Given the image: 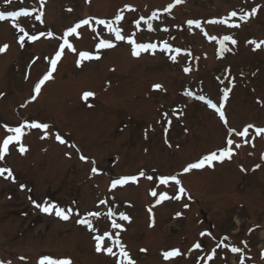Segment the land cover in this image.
<instances>
[{
  "label": "rangeland",
  "instance_id": "rangeland-1",
  "mask_svg": "<svg viewBox=\"0 0 264 264\" xmlns=\"http://www.w3.org/2000/svg\"><path fill=\"white\" fill-rule=\"evenodd\" d=\"M173 2L46 0L43 22L35 20V13L0 21V46H9L0 53V142L10 134L4 125L50 126L47 138H41V129L25 128L22 143L27 151L21 154L14 142L0 161V167L10 168L15 177H0V261L4 264H38L42 255L69 258L72 264H116L119 248L113 239L118 230L111 227L113 220L122 224L120 240L136 264H241V257L243 264H264V135L253 140L252 129L248 137L233 134L240 147L232 145L231 159L213 161L212 166L190 173L182 171L188 163L227 146L228 128L264 127V44L254 50L255 45L247 43L264 41V0H184L171 14L164 13ZM125 5L135 11L125 10L114 26L126 38L132 35L137 43L157 47L133 56L127 39L116 41L105 25L93 20L91 26L77 30L79 37H68L76 52L65 49L53 78L32 100L35 84L50 70L45 57L52 58L62 41L26 38L21 47L22 33L13 25L19 24L30 35L51 30L61 37L76 19L113 20ZM257 6L256 15L246 22L238 17L229 21L239 23V28L208 23L233 10L250 12ZM20 8L38 9L39 0H11L7 5L0 0V11ZM157 10L159 18L151 20L149 30L146 20ZM141 16L146 20L137 29L134 21ZM190 19L200 20L201 27H189ZM226 35L237 44L225 42L230 51L221 54L220 38ZM101 39L116 46L100 49V59L83 60L77 66L79 52L95 54ZM165 42L170 50L163 47ZM185 67L190 71L184 72ZM155 84L162 88L154 89ZM224 88H231L223 108L227 125L214 109L196 99L204 96L219 106ZM85 91L95 95L85 101ZM57 133L66 144L55 139ZM81 155L88 160L82 161ZM92 161L99 169L96 174L91 172ZM141 170L153 179L141 177L135 183L110 187L113 179L138 175ZM171 175L178 176L187 196L157 204L159 193L171 197L178 191L174 181H159ZM152 190L157 197L150 194ZM100 200L107 203L99 204ZM33 201L72 209V213L65 221L55 215V209L44 213ZM109 208L115 216L105 215ZM88 212L102 213L90 218L93 230L77 223ZM177 212L182 215L176 216ZM119 213L130 221L120 220ZM104 232L112 234L104 246H112L117 257L96 252L93 237ZM196 242L200 249L192 247ZM232 247L242 252L234 253ZM173 248L181 255L165 261L161 253ZM213 249L216 254L208 260Z\"/></svg>",
  "mask_w": 264,
  "mask_h": 264
},
{
  "label": "snow or ice",
  "instance_id": "snow-or-ice-1",
  "mask_svg": "<svg viewBox=\"0 0 264 264\" xmlns=\"http://www.w3.org/2000/svg\"><path fill=\"white\" fill-rule=\"evenodd\" d=\"M184 0H174L173 3L168 4L162 11L164 13H168L171 14V10L178 4L183 3ZM5 5L10 4L11 0H4ZM46 0H39V8H20L17 11H0V21H4V20H8V19H15L18 17H32L33 14L35 13V20L43 22L42 17L44 15V6H45ZM259 6L257 7H253L251 8L250 12H244L243 10H241L240 13H238L237 11L233 10L231 12L228 13V15L226 17H223L219 20L217 19H212L210 21H208V23H222V24H226L228 25V27L230 28H239L240 24L239 23H229V21L234 18V17H238L240 21H247L251 16H255L257 11H258ZM125 10L128 11H135V9L133 8L132 5H125L123 9H119L117 11V14L114 16L113 20H105V19H96L93 17H88L85 19H81L79 20L76 24H74L71 27H68L63 35L61 37H55V34L51 31L48 30L47 32L41 31L38 34H29L24 27L20 26L19 24H14L13 26L17 29V31L19 33H22L21 35L18 36V43L20 44L21 47L24 46L26 38L28 41L31 42H35L37 40H39L41 37H47V38H58L60 39L62 42L58 45V50L55 51L54 56L52 58H48L45 57L46 60H49V64H50V70L46 72V74L43 75V77L35 84L34 86V94L32 95L31 99L35 100L37 98V96L39 95V93L41 92V88L42 86L45 84L46 81H49L50 79L53 78V72L56 70L57 68V64L58 62L61 60L65 49H68L72 52H76L75 47L69 42L68 37L76 34L77 37H79V33H78V29L82 28L84 25H89L91 26V23L93 20H95V23L98 25H105L106 28L111 31L114 36H115V40L116 41H123L125 39H127V42L129 44L132 45V55L133 56H139L141 51H148L149 49H155L157 46L155 44H146V43H137L136 40L134 39V36L130 35L127 38L122 35V29H120L118 26H114V24L118 23L119 21H121L124 17H123V13ZM68 11H71V9H68ZM159 12L160 10L154 11L150 17L146 18L141 16L139 19L135 20L134 23L137 26V29L139 28V25L141 23V21H145L147 22V27L149 30L152 29V24H151V20L153 19H158L159 18ZM186 24L189 27H192L193 25L196 28H200L201 27V21L200 20H187ZM95 30V29H93ZM166 30V29H165ZM206 35V33H205ZM211 39H216V37H211ZM227 41H230L232 45L237 44V41L230 35H226L223 36L222 38H220V53L223 54V52L225 51H230V49L227 47L226 43ZM247 43L249 44H253L255 45V48H260L262 44H264V41H260L257 42L255 40H251L248 41ZM115 43L110 41V40H105V39H101L99 41V43L96 45V53H91V52H87V51H81L79 52L78 56L79 59H77L76 63L77 66H80L83 60H92V59H100V55L99 50L100 49H110L115 47ZM9 46L7 44H4L2 46H0V53H4L7 48ZM163 47L165 49H171V46L169 44H167V42L164 43ZM176 52H180V49H175ZM38 59V58H37ZM173 60H175V56L172 57ZM36 61L33 60L32 63H35ZM184 72H189L190 68L189 67H185L183 69ZM27 78V76H26ZM219 79V78H218ZM221 83H223V81H221ZM231 83V81H230ZM154 89H161L162 85L160 84H155L153 85ZM231 91V88H224L223 89V95H222V100L219 106H217V104L213 103L212 100L207 99L204 96H196L197 100L200 101H204L207 106L209 108L214 109L218 115L219 118L225 123V125H227V119H226V115L225 112L223 111L224 108V101H226L228 99L229 93ZM186 95H194L191 92H186ZM3 93H0V96H2ZM95 95L94 92L92 91H85L82 94V98L83 100L87 101L90 97H93ZM176 110H174L175 112ZM165 118H167L168 114L165 113ZM168 124H171V121L168 120ZM6 131L8 133H10L9 135H6V137L2 140V142H0V161H3L5 159V156L8 154L9 152V146L13 145L14 142L18 145V151L23 154L27 151V148L23 145L22 143V138L25 135V128L27 129H41L44 131V135L41 138H47L49 136V124L47 123H40V122H31V123H22L19 126H15V127H9L7 125H4ZM252 129L254 130V135L252 136V139L254 140L256 136H260V135H264V127H256L255 125L252 124H248L246 126L243 127L242 131H237L236 129L233 128H228V137H227V146L217 150V151H212L206 155H203L199 160L192 162V163H188L184 168H183V173H190L192 170H199L205 167V165L207 164L208 166H212V162L213 161H219V162H223L226 158L227 159H231L233 154H234V150L232 148V145L235 144L236 148L240 147V144L235 143L234 139L232 138L233 134H235L238 137H248L250 135L249 130ZM165 132H167V128H165ZM55 139L58 140L61 144H66L67 141L63 138L62 134L57 133L55 135ZM250 142V141H245ZM167 143V141H166ZM73 147H75L73 145ZM70 155V154H68ZM80 159L82 161H87L88 157L81 155ZM93 167L91 168V172L93 174L98 173L99 169L95 166V161H92ZM256 168H259L260 165L257 164L255 166ZM244 169L242 168V171ZM5 174H7L5 176ZM0 177H5V178H11V179H15L14 174L12 172V170L10 168L7 167H0ZM141 177H146L148 180H152L153 177L152 176H146V173L141 170L138 175H130V176H122L119 178H115L111 181V185L110 187L112 189H115L117 186H124L126 184H128L129 182H138V180ZM159 181L161 184H168L169 181H174L176 185H178V191L175 193V195L173 196H169L167 192H162L159 193V199L156 200L157 204L162 203L164 200L167 199H176V200H180L182 199L184 196H187V192L186 189L183 187L182 182L178 179L177 175H171V176H161L159 178ZM21 188H24V185H21ZM153 197H157L158 193L155 190H152L150 193ZM189 199H191L190 196H188ZM33 203L35 204V206L37 208H39L42 212L44 213H49L51 214L52 210L55 209V215L59 218H61L62 220L67 221L70 218V214L72 213V209H68L67 211L63 208L58 207L55 204H51V203H47L45 202L44 204H38L35 201H33ZM107 201L106 200H100L99 204H106ZM189 205L185 204L184 207L187 208ZM149 212H151V209H149ZM77 215H79V213L77 212ZM102 215V213L100 212H88L85 214V216L83 218H80L77 220V223L81 224V225H86L87 228L89 230H93V224L91 222V217H100ZM108 217H113L116 215L115 212H113V210L111 208L108 209V212L105 214ZM182 215V213L177 212L176 216H180ZM119 219L122 221H130V217L127 216L125 213H119ZM150 226H154V219L152 224H150ZM111 227L113 229L118 230L115 234V239H113V244L119 248V256L117 257V253L113 251V247L112 246H104V241L105 238L107 237L108 239H112V234L109 232H104L103 235H95L93 238L95 240V250L96 252H104L108 255L117 257V262L116 264H136V261L134 259L131 258L130 254L128 251H126L125 245L121 242L120 240V230H123V226L120 223H117L115 220L112 221ZM201 236L206 235L205 233H201ZM207 235H211V233H207ZM225 239H227V237H225ZM246 244V242H245ZM219 247V245H217ZM193 248L195 249H200L201 248V244L199 242H196L192 245ZM141 252H145L147 251L146 249H140ZM231 251L234 253H240L242 252V249L239 247H232ZM215 249L212 250V252L208 255L207 259L208 260H212L215 256ZM163 259L165 261H168L172 258L175 257H179L181 255V251L177 248H173L171 250H167V251H163L161 253ZM262 255H264V253H262ZM123 259H120V258ZM21 260H24V257L20 258ZM203 259V258H201ZM0 264H4L3 261H0ZM38 264H72L71 260L69 258H62V259H53L48 255H42L39 259ZM241 264H243V257H241Z\"/></svg>",
  "mask_w": 264,
  "mask_h": 264
}]
</instances>
